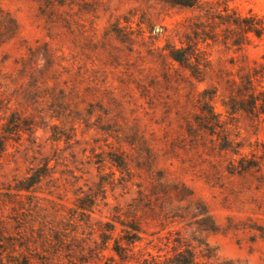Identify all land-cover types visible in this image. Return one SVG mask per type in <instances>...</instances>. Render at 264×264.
<instances>
[{
    "label": "rangeland",
    "instance_id": "rangeland-1",
    "mask_svg": "<svg viewBox=\"0 0 264 264\" xmlns=\"http://www.w3.org/2000/svg\"><path fill=\"white\" fill-rule=\"evenodd\" d=\"M249 11L264 0H0V133L21 128L0 157V264H82L131 223L134 258L180 240L196 264H264V115L223 106L251 68L264 87V42L232 45L215 19ZM187 47L198 78L169 57ZM113 239L90 264H117Z\"/></svg>",
    "mask_w": 264,
    "mask_h": 264
},
{
    "label": "trees",
    "instance_id": "trees-1",
    "mask_svg": "<svg viewBox=\"0 0 264 264\" xmlns=\"http://www.w3.org/2000/svg\"><path fill=\"white\" fill-rule=\"evenodd\" d=\"M164 3L173 6H180L185 8H193L199 4L201 0H161ZM219 25L224 26L225 40H229L232 45L241 46L248 43L252 37L264 42V14L255 13L249 11L246 14H238L236 12H225L215 17ZM196 49L190 50V48H169V57L176 61L181 66H184L190 70L191 75L198 78L201 73L199 61L196 59ZM195 58L194 64H191L190 59ZM261 72L257 68H251L249 72L240 77V84L236 86V90L232 92L227 98V101L223 102V106L226 112L234 114L236 112H244L250 116L259 117L264 115V87L259 89L257 82L258 76ZM6 121L3 130L0 133V157L6 150L7 142L14 135H17L21 128L17 126L16 122L12 119ZM204 125L212 127L217 125V115L213 111L212 107L207 104L204 118L202 119ZM204 126V127H207ZM210 131L212 133L213 130ZM40 175L36 176L35 180L33 176L29 177L36 183ZM31 184L22 186L20 189H27ZM83 209V208H82ZM124 230V238H112L114 228L106 230L108 234L101 233V248H94L90 250V257H86L82 264H90L91 261L98 260L101 257V252L107 248L109 241L113 239L111 251L117 257V264H123L133 260V264H196V256L190 246H186L180 240L175 241V247L173 253L169 257L163 258L160 255H152L147 253L134 258L135 244L139 242L141 233L140 227L135 224H121ZM124 240V244H121V240ZM114 257H112V260ZM14 264H31L30 259L27 257H21L20 259H12ZM38 264H45L42 260L37 262Z\"/></svg>",
    "mask_w": 264,
    "mask_h": 264
}]
</instances>
